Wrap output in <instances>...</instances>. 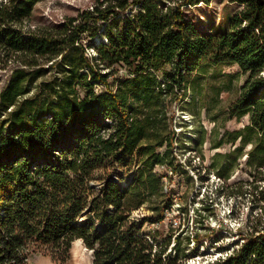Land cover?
Returning <instances> with one entry per match:
<instances>
[{"label": "trees", "instance_id": "1", "mask_svg": "<svg viewBox=\"0 0 264 264\" xmlns=\"http://www.w3.org/2000/svg\"><path fill=\"white\" fill-rule=\"evenodd\" d=\"M41 1L0 0V68L9 72L0 90V264L39 253L65 264L76 240L92 264H177L178 235L170 247L173 233L162 241L145 228L173 203L162 178L178 171L175 134L159 131L167 97H186L202 66L236 65L245 79L230 115L248 124L227 142L240 140L232 154L250 146L246 164L264 167V0H229L237 9L227 30L208 35L183 9L212 0H93L77 17L39 27L31 18ZM131 155L139 167L123 184L114 171ZM230 188L231 197L246 193ZM249 229L237 249L207 264H264V231Z\"/></svg>", "mask_w": 264, "mask_h": 264}, {"label": "rangeland", "instance_id": "2", "mask_svg": "<svg viewBox=\"0 0 264 264\" xmlns=\"http://www.w3.org/2000/svg\"><path fill=\"white\" fill-rule=\"evenodd\" d=\"M92 5L93 0H43L35 5L31 24L56 26L91 9ZM236 9L237 5L229 0H212L209 4L187 6L183 13L200 33L208 35L225 32ZM100 37L97 34L96 38ZM93 42L88 38L83 41L89 54H93V46L90 45ZM8 76V70L0 68V90ZM49 77L48 73L37 80L32 85V92H37L41 80ZM244 79L236 65H206L192 75L186 97H182L181 101L173 95L167 97L159 131L166 138L175 134L176 143L170 159L178 171L172 174L170 170H165L164 165H156L155 171H166L162 179L163 187L173 203L161 223L155 226L147 224L145 228L158 230V239L162 241L173 233L170 247L173 246L174 236L178 235L181 251L178 252L177 264H207L219 255L225 256V253L237 249L248 228L249 231H264V192L260 194V190H264V167L254 168L246 164L250 146L232 154L240 146V140L227 142L230 138L228 132L248 124L247 116L237 119L230 115V105L237 98ZM153 137L151 134L150 138ZM220 141H224L223 144L215 148ZM164 150L165 146L158 148L157 152ZM218 153L230 154V157L222 161L216 156ZM218 158L221 161L218 172L209 170ZM116 167L114 173L117 179L122 177V183L126 184L137 172L138 159L134 155L128 156L126 163ZM258 170L262 174L257 177L259 188L254 191L249 183ZM221 185L224 188L219 189ZM230 187L235 192L246 193L231 197ZM141 213L148 214V211L143 208ZM186 235L191 237L189 244ZM83 247L82 242H76L65 264H92V253L89 254ZM28 264L56 263L49 256L39 253L33 254Z\"/></svg>", "mask_w": 264, "mask_h": 264}, {"label": "built area", "instance_id": "3", "mask_svg": "<svg viewBox=\"0 0 264 264\" xmlns=\"http://www.w3.org/2000/svg\"><path fill=\"white\" fill-rule=\"evenodd\" d=\"M95 89H96V91H98V90L101 89V86H97V85H96V86H95ZM170 172H171V171H170ZM171 173H172V172H171ZM162 179H164V178H162ZM206 210H209V209H206ZM243 241H244V240L242 239V242H243ZM242 242H241V243H242ZM241 243H240V244H241ZM240 244H239V245H240ZM239 245H237L236 248H238ZM233 250H235V249H233ZM233 250H232V251H233ZM232 251H229L228 253H225V256H227L228 254H230ZM225 256H221V255H219L218 257H219V258H224ZM219 258H216V259H219ZM216 259H215V260H216ZM211 261H214V260H211ZM211 261H210V262H211Z\"/></svg>", "mask_w": 264, "mask_h": 264}, {"label": "bare ground", "instance_id": "4", "mask_svg": "<svg viewBox=\"0 0 264 264\" xmlns=\"http://www.w3.org/2000/svg\"><path fill=\"white\" fill-rule=\"evenodd\" d=\"M76 242H79V243H80L81 241H80V240H76ZM76 242H75V243H76ZM75 243H73V245H74ZM73 245H72V247H73ZM72 247H71V249H72ZM71 249H70V251H71ZM83 249L86 250L89 254H91V251H90V250L86 249L85 247H83Z\"/></svg>", "mask_w": 264, "mask_h": 264}]
</instances>
